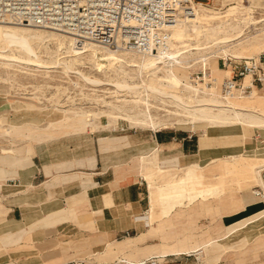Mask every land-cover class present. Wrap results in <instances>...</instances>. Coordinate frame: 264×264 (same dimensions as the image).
I'll return each instance as SVG.
<instances>
[{"label": "rangeland", "instance_id": "rangeland-1", "mask_svg": "<svg viewBox=\"0 0 264 264\" xmlns=\"http://www.w3.org/2000/svg\"><path fill=\"white\" fill-rule=\"evenodd\" d=\"M194 2L197 14L196 27L189 29L183 27L182 40H178L172 32L171 52L168 55L205 48L225 36H231L232 39L237 38V40L227 44V56L220 52L216 54L219 56L217 59L202 63L198 61L203 57L206 58L207 52L202 51L198 55L197 51H191L186 59L177 60L180 64L191 67L186 71L178 72L180 77L184 76V79L185 76L188 77L187 82L181 81L180 87V84L176 85V92L184 94L186 87L195 86L191 79L195 72L202 69L201 64H206L205 68L210 70L211 77L218 83L223 80L221 72L218 71V69L223 71L220 66L223 61L231 62L233 66L244 60L257 58L264 53V0H194ZM232 28L237 29L232 30ZM239 29L243 30L240 32L242 35L239 34ZM58 41L61 44L66 43L61 37ZM35 48L42 61H48L49 56L54 53L60 55L59 57L63 56L55 41H44L35 45ZM1 67L4 66H0V146L16 148L23 143L31 148V145L35 143L68 135H73L77 142L100 135H132L143 139L151 133L148 129L130 128L121 119L112 123L107 115L117 114L112 112L111 108L102 105L99 98L124 111H144L151 113V116L153 115L157 120L176 122L173 116L175 109L153 99H149L145 105V101L142 102L145 100L144 94H140V97L135 99L132 93H115V89L109 86L94 88L85 84L78 76L65 74L57 68L11 66L1 69ZM72 69L73 72H81L89 77L104 80L85 59L74 61ZM107 72L108 75H114L112 71ZM126 73L137 76L136 72L129 69ZM146 82L148 85L157 84L152 78ZM249 83L248 78L245 85L248 86ZM204 90L209 91L205 88ZM257 91L259 92L253 94V100L247 101L252 107L264 112V84L258 87ZM216 93L221 95L217 91ZM93 98L98 101L94 102ZM20 103L23 104V108L17 110ZM247 103L241 101L239 105L244 106ZM93 125L97 126L96 130L90 131ZM181 128V126L173 125L162 130L186 129ZM204 132L207 138H204L206 143L204 142L199 158L207 152L209 144L216 146L217 150L215 153H207L203 163L191 162L183 167L162 170L153 161V156L150 157L153 163L144 167L143 179L147 182L150 192L149 210L152 213V222L155 218H173L176 222L173 224L174 229L182 226L184 230L197 231V227L202 228L204 225L206 228L215 224L216 220L219 221L218 218H250L236 224L232 227L233 229H227L224 233L231 230L230 232H234L237 238L232 235L228 239L221 240L222 242L210 246L205 253L217 248L222 249L224 243H229L230 246L235 247L233 250L237 251L234 254L237 264H245L247 246L250 248L249 252H252L251 261L261 264L260 258H264V200L254 198L252 193L260 190L255 182L254 170L257 166L264 165V132L242 126L208 130L202 127L195 134L199 137ZM17 134H20V137L15 138ZM22 134L27 135L29 142L23 140ZM106 140L99 138L103 148L108 146L103 145ZM133 142L131 144L140 151L145 150V153L137 156L138 160L151 155L152 152L147 151L151 147L148 143L143 144L136 139ZM232 151L235 153H231ZM138 160L139 171L136 173L142 178L139 173L141 161ZM261 175L264 176V171H261ZM258 218L263 219L258 222ZM200 219L204 221L200 223ZM250 222L257 223L246 226ZM185 226L188 229H185ZM244 228L248 231L247 239L243 234L238 236L240 233L238 231ZM230 239L233 242L230 243ZM203 243L206 242H201ZM260 252L263 254L260 255Z\"/></svg>", "mask_w": 264, "mask_h": 264}, {"label": "crops", "instance_id": "crops-1", "mask_svg": "<svg viewBox=\"0 0 264 264\" xmlns=\"http://www.w3.org/2000/svg\"><path fill=\"white\" fill-rule=\"evenodd\" d=\"M247 100L253 97L238 101ZM195 132L159 130L143 139L100 135L81 142L68 135L35 143L30 152H22L23 143L0 146V264H112L120 258L152 257L161 264H237V251L229 243L207 254L195 246L217 240L250 218H218L197 231L174 229L173 218L152 222L148 184L136 173L137 156L145 150L131 144L135 139L148 143L147 151L157 149L154 161L162 170L203 163L217 147L209 144L199 158L200 140L207 137ZM100 137L108 140L103 143L107 147L100 145ZM238 232L248 238L247 228ZM249 251L246 246L245 264H256Z\"/></svg>", "mask_w": 264, "mask_h": 264}, {"label": "bare ground", "instance_id": "bare-ground-1", "mask_svg": "<svg viewBox=\"0 0 264 264\" xmlns=\"http://www.w3.org/2000/svg\"><path fill=\"white\" fill-rule=\"evenodd\" d=\"M190 9L193 10L191 15L187 17H179L175 25L171 27V43L169 45V49L164 52H159L157 55H145L134 52H115L109 50L108 48L99 47L93 44H89L83 48H78L73 39L53 31L40 29L33 30L28 27L0 24V66H4L1 67V69L9 68L11 66H19L23 68H57L61 69L65 74L78 76L85 84L94 88L109 86L115 89V93L130 92L133 96H135V99H138L140 94H144L145 100L142 102L145 101V105H147L149 99H153L156 100V102L159 101L165 106L167 105L176 110V113H173V116L176 118V122L172 123L170 120H157L153 117V115L151 116V113L149 114L144 111L121 110L116 106L106 103L104 99L101 101L102 98H99L102 105L111 108L113 110L112 112L117 114L107 115L112 120V123H116V120L121 119L125 121L130 128L148 129L151 132H156L165 129L168 126L172 127L173 125H177V127L181 126V129L185 127V130L193 133L200 130L202 127H205L206 130H208L242 126L250 129H256L263 133L264 112L252 107L249 104V101H245L248 103L244 106L239 105L241 104V101H238L253 97L254 89H256L255 87L252 88L251 94L248 96H233L229 98H224L218 95L214 89L207 92L204 90V88L208 90L207 87H186L185 94L176 92V85L180 84V87L181 81L187 82L188 80L187 76H185V79L184 76L180 77L178 72H180V70L186 71L191 68L189 65L185 66V64L182 65L180 62H177L178 59H186L187 54L191 51H197L198 55H200L202 51H206V58L203 57L202 60L198 62L203 63L204 61L215 60L219 57L216 56L217 53L219 54L221 52L223 55L227 56V44L237 40V38L232 39L231 36H225L221 40H218V42L215 41V44L213 42L214 46H212V44L211 46H206L205 48H195L185 52L183 51L182 53L180 52L178 54L168 55V53L171 52L172 32L178 40H182L183 27L188 29L196 27L197 14L195 13L196 9L193 2ZM236 29L237 28H232V30ZM240 32H243V30L239 29V34H241ZM60 37L65 39V44H61L58 41ZM44 41H55L59 52H62L63 56L59 57L60 55H56V53H54L49 56L48 61H42L36 53L35 45H39ZM233 57L236 58L235 56ZM78 59H85L91 63L92 67L99 74V77L104 78V80L89 77L81 72H73V63ZM202 65L204 68L206 67V64H201V67ZM127 69L136 72L137 76L134 77L127 74ZM107 71H112L111 73L114 74L112 75L113 77L108 75ZM223 73L224 76H228V72ZM149 78L154 79L157 84L148 85L146 80ZM246 80H248V78H246L245 81ZM34 99L36 101V98ZM95 101H98V99H95L94 102ZM257 107L259 108V106ZM170 115H172L171 112ZM96 127L97 126L94 125L91 126L90 131H94ZM17 137H20V134H17L15 138ZM21 137L23 140H27V142H29V139L26 138L27 135L22 134ZM204 141V139L200 140L199 155L204 148ZM21 150L22 149H20L19 152H21ZM156 150H154L151 155L141 158V171L139 173L142 178H144V167L153 163L155 160H150V157L156 155ZM30 151V146L28 145L24 147L22 152ZM261 171H264V165L261 167L257 166L254 170V174L257 187L262 192L255 191L253 192V195L255 196L257 192H260L261 195L258 198L264 200V176L261 175ZM147 215L149 216V213H147ZM230 231L231 230L219 237L217 240H211L199 246L202 247L204 252H206L210 246L219 243L221 240L228 239L229 235L233 233Z\"/></svg>", "mask_w": 264, "mask_h": 264}, {"label": "built area", "instance_id": "built-area-1", "mask_svg": "<svg viewBox=\"0 0 264 264\" xmlns=\"http://www.w3.org/2000/svg\"><path fill=\"white\" fill-rule=\"evenodd\" d=\"M194 0H0V24L53 31L74 40L78 48L89 44L115 52L158 54L169 49L171 27L179 17L193 13ZM195 3V2H194ZM221 82L208 68L195 72L196 87L214 89L224 98L248 96L264 84V53L232 66ZM250 83L245 85V79ZM260 192L256 193L259 197ZM158 257L131 261L120 258L112 264H161ZM84 264V263H72Z\"/></svg>", "mask_w": 264, "mask_h": 264}]
</instances>
